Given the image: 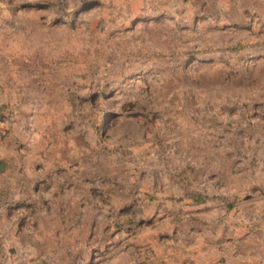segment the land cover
Here are the masks:
<instances>
[{"label": "rangeland", "instance_id": "obj_1", "mask_svg": "<svg viewBox=\"0 0 264 264\" xmlns=\"http://www.w3.org/2000/svg\"><path fill=\"white\" fill-rule=\"evenodd\" d=\"M0 264H264V0H0Z\"/></svg>", "mask_w": 264, "mask_h": 264}, {"label": "trees", "instance_id": "obj_2", "mask_svg": "<svg viewBox=\"0 0 264 264\" xmlns=\"http://www.w3.org/2000/svg\"><path fill=\"white\" fill-rule=\"evenodd\" d=\"M201 198H203V197H201Z\"/></svg>", "mask_w": 264, "mask_h": 264}]
</instances>
